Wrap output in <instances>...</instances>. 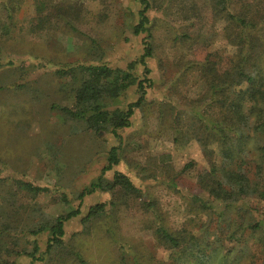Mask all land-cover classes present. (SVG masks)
I'll return each instance as SVG.
<instances>
[{
	"label": "rangeland",
	"instance_id": "374dc122",
	"mask_svg": "<svg viewBox=\"0 0 264 264\" xmlns=\"http://www.w3.org/2000/svg\"><path fill=\"white\" fill-rule=\"evenodd\" d=\"M50 1L19 0L12 25H8L5 10L0 7V65L13 62L10 68L13 71L4 77L7 87L0 90V160L4 163L0 165V177L8 178L0 185V220L5 214L11 219L9 210L14 208L19 216L15 219L20 221L19 228L10 231L11 234L18 232L15 237L11 234L0 237V264L6 261H15V264H80L74 252L82 255L83 264H135L134 257L138 258L136 262L142 261L143 264H151L154 260L167 261L170 252L154 243L152 218L145 213L142 195H126L117 189L97 191L84 197L81 215L65 225L67 247L62 251L53 248L43 255L48 235L45 232L34 236L20 232L21 226L42 215L56 218L77 208L79 203L75 196L107 166L108 149L116 143L110 134L96 135L86 131L84 124L59 111V107L73 106L74 85L70 79L58 78L54 73L55 66L106 64L125 69L142 54V38L145 37L131 33L140 8L136 0ZM149 1L152 7L147 14L156 19L158 25L155 57L147 61L155 85L147 90L149 104L135 110L129 128L118 131L123 142L121 161L105 172L104 178L111 180L113 173L118 171L130 177L133 183L139 185L141 181L145 184L142 190L150 194L170 228L186 227L200 235L207 226H213L217 213L197 211L189 198H205L198 188L197 177L204 170L210 173L211 169L195 140L183 136L173 141L171 117L168 115L160 122L158 104L169 101L182 109L188 107L190 100L203 94L202 83L195 73H189L183 81L176 80L178 75H175L177 69L171 66L173 61L200 58V49L218 52L223 59L230 58L234 49L224 39L221 29L225 23L211 19L209 0ZM232 2L237 3V7L248 5L253 15L257 10L258 14L264 12V0ZM41 17L46 19L42 29L39 27ZM190 24L198 34L197 49L191 50L187 44L172 46V29L184 32ZM260 33L264 38V27L260 28ZM137 67L136 74L142 76V68ZM4 73H0V78ZM166 78L169 80L162 81ZM164 83L171 90L175 86L179 93L168 92ZM137 97L135 87H131L110 101L108 108L123 109ZM185 111L189 112V109ZM185 165H190L191 169L183 171ZM173 176L179 191L171 190L167 185ZM11 177L33 186L47 187L49 191L35 196L19 191L9 179ZM5 197L9 203L4 202ZM101 203L107 205V218H102L101 223L90 229L86 228L90 230L86 233L81 217L89 207ZM214 206L215 212L221 210L217 202ZM257 206L258 210L253 214L261 219L264 217V203L259 202ZM108 228L114 232L109 230L107 233ZM112 233L115 235L111 236ZM248 234L246 232L240 238L241 243L233 246L228 262L238 261L244 253L239 264H261V252L252 246L254 237H248ZM34 241L39 248L35 257L41 256L42 261L32 262L26 253L15 256V252H32ZM121 247L128 248L130 253ZM224 247L229 249L232 245L224 243ZM246 248L249 250H244Z\"/></svg>",
	"mask_w": 264,
	"mask_h": 264
},
{
	"label": "trees",
	"instance_id": "16d2710c",
	"mask_svg": "<svg viewBox=\"0 0 264 264\" xmlns=\"http://www.w3.org/2000/svg\"><path fill=\"white\" fill-rule=\"evenodd\" d=\"M18 1L0 0V7L5 10L8 25L13 24ZM136 1L140 6L138 21L131 26V33L133 36L145 37L142 38V54L135 61L130 62L125 69L112 68L106 64H58L54 71L58 78L70 79L74 85L73 106L59 107V111L77 123L84 124L86 131L96 135L105 132L115 138V145L110 146L107 152V166L88 187L77 193L75 196L79 203L77 208L56 218L39 215L41 216L39 219L21 226L20 232L33 236L45 232L48 240L43 255L53 248L62 251L67 247L64 240L65 225L81 215L84 197L97 191L111 192L117 189L126 195L130 193L142 195L145 213L152 218L154 243L170 252L167 261L154 260L151 264H239L244 253L234 262H228V256L233 246L241 243L240 238L246 232L249 233L248 237L255 238H252V246L260 250L261 264H264V217L257 219L253 214L258 210L257 204L264 203V38L260 33V28L264 27V12L258 14L257 10L253 15L248 5L237 7L235 6L237 3L232 0H209L211 19L214 22L225 23L221 30L228 45L234 49V55L224 58L227 60L225 61L218 52H203L205 50L200 49L202 51L200 58L196 57L186 62L182 59L173 61L171 66L177 69L176 80L183 81L186 75L195 73L197 80L202 83L203 94L195 100H190L188 107H184L189 109V112L184 108L179 109L173 102L163 100L158 104L160 122L168 115L171 117L173 141L176 142L183 136L195 140L211 169L210 173L204 170L197 177L198 188L205 198L197 196L189 198L191 206L197 211L217 213L213 226H207L199 235L186 227L170 228L158 212L150 194L142 190L145 184L141 181L139 185L133 183L130 177L118 171L113 173L111 180L104 178L105 172L111 171L121 161L123 142L118 131L129 128L135 110L143 109L149 104L146 98L147 90L155 85V81L150 77L151 70L147 66V61L155 57L157 20L151 19L147 14L152 7L151 1ZM45 22L46 19L41 17L40 29L44 27ZM186 28L184 32L179 33L172 29V46L187 44L189 49H197L198 34L194 32V26L190 24ZM72 29L77 31L75 28ZM12 65V61L0 65V73L5 72L0 78L2 79L0 90L7 87L4 77L13 71L10 69ZM137 66L142 68V76L136 74ZM162 66V62L159 61V67L164 72L165 68ZM166 80L169 78L162 79ZM166 85L167 83H164L163 87ZM131 87L136 89L138 95L136 100L128 103L123 109L110 110L108 108L110 101H114ZM166 89L170 92L171 87L166 86ZM171 92L179 93L175 86ZM51 107L54 109L55 106ZM1 164L4 165L0 160ZM188 169H191L190 165H185L183 171ZM7 179L0 177V185ZM9 179L13 180L19 191L32 193L34 196L49 191L47 187L33 186L32 183L19 178ZM167 185L171 190L179 191L175 176L168 179ZM9 201L7 197L4 198L5 203ZM216 202L221 206V210L217 212L214 206ZM106 206L105 203H101L89 207L81 217L83 227L90 229L101 223L102 218L106 219L108 213ZM9 211L11 219L5 214L0 220L1 238L8 237L10 231L20 226V221L15 219L19 218L18 210L12 208ZM89 229H86V233L90 232ZM109 230L113 231L112 228H108L107 233ZM17 233L14 231L11 235L15 237ZM224 243H229L232 247L227 249ZM32 245V252H15V256L19 257L20 254L26 253L32 262L42 261L41 256L35 257L39 251L36 241L32 242ZM121 248L130 253L128 248ZM73 254L76 260L83 264L82 255L76 252ZM133 259L135 264H143L142 261L136 262L137 257ZM3 264H15V261H6Z\"/></svg>",
	"mask_w": 264,
	"mask_h": 264
}]
</instances>
